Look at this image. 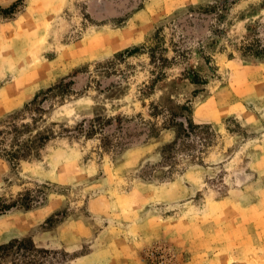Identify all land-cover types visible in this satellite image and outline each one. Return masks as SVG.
I'll list each match as a JSON object with an SVG mask.
<instances>
[{
	"label": "rangeland",
	"instance_id": "1",
	"mask_svg": "<svg viewBox=\"0 0 264 264\" xmlns=\"http://www.w3.org/2000/svg\"><path fill=\"white\" fill-rule=\"evenodd\" d=\"M16 113L51 137L0 157V202H37L0 213V245L264 264V0H0V126Z\"/></svg>",
	"mask_w": 264,
	"mask_h": 264
},
{
	"label": "trees",
	"instance_id": "2",
	"mask_svg": "<svg viewBox=\"0 0 264 264\" xmlns=\"http://www.w3.org/2000/svg\"><path fill=\"white\" fill-rule=\"evenodd\" d=\"M64 85H66V83L61 81L59 84L48 88L46 91L38 93L31 103L34 104L38 102L40 94L50 92L55 88ZM17 116H19V113L10 116L7 121L9 128L0 126V157L8 160L12 165H16L22 159H27L33 156L36 149L44 145L51 137L50 134H48V130L41 128L36 130V127H38L37 124L39 123L38 119L35 120V125L28 123H22L19 125L16 123ZM32 201L33 198L30 194L25 195L12 203L1 201L0 213L6 212L15 207L30 210L37 203ZM52 220L53 217L48 219V222H52ZM39 251H42V249L35 245L32 238H18L0 245V258L12 254L23 258L18 264H44V262L34 259V256H36Z\"/></svg>",
	"mask_w": 264,
	"mask_h": 264
}]
</instances>
